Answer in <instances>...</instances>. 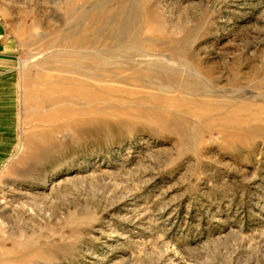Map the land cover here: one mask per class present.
Masks as SVG:
<instances>
[{
  "label": "rangeland",
  "instance_id": "obj_1",
  "mask_svg": "<svg viewBox=\"0 0 264 264\" xmlns=\"http://www.w3.org/2000/svg\"><path fill=\"white\" fill-rule=\"evenodd\" d=\"M0 264H264V0H0Z\"/></svg>",
  "mask_w": 264,
  "mask_h": 264
}]
</instances>
